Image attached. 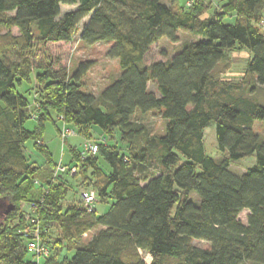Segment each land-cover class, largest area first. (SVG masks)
<instances>
[{"label":"trees","instance_id":"16d2710c","mask_svg":"<svg viewBox=\"0 0 264 264\" xmlns=\"http://www.w3.org/2000/svg\"><path fill=\"white\" fill-rule=\"evenodd\" d=\"M186 1L177 10V0H0V264H148L147 255L149 264H264V138L254 129L264 124L257 99L264 88V0H219L211 17L210 2ZM61 5L75 9L61 14ZM86 17L79 41L109 45L106 56L119 68L98 93L84 86L93 62L71 73L46 52L72 42ZM178 32L195 40L170 58L163 51L145 62L153 45L176 43ZM235 49L250 55L245 82L224 84L215 69ZM148 114L161 118L162 134L138 121ZM32 118L36 126L28 130ZM58 120L97 152L70 148L67 167L76 171L54 176L57 165L41 136L47 121ZM211 123L222 155L216 160L204 146ZM91 126L101 140H91ZM28 143L41 163L25 154ZM98 157L109 170L98 167ZM251 157V168L231 170ZM67 177L79 178V189L92 187L107 211L67 203ZM22 205H34L35 216L27 220ZM31 220L46 256L26 249L21 232Z\"/></svg>","mask_w":264,"mask_h":264},{"label":"rangeland","instance_id":"374dc122","mask_svg":"<svg viewBox=\"0 0 264 264\" xmlns=\"http://www.w3.org/2000/svg\"><path fill=\"white\" fill-rule=\"evenodd\" d=\"M170 0H160L163 4H169ZM210 2L212 7L210 12L206 14V17H211L214 13V9L218 8L219 0H206ZM187 3V2H186ZM183 0H177L175 3V8L182 7ZM75 9V6H68V5H61L60 12L61 14L71 11ZM219 11V10H218ZM264 19V14L262 16ZM88 20V17L84 18L78 25L77 32L75 31L72 42L66 44H58V45H49L46 47V52L49 53L53 60H60V63L64 66H68L71 73L77 68L78 64L83 61H91L93 62L92 68L88 71L86 77L84 78V86L87 90L98 93L101 89L105 88V86L110 82L112 78L118 75L119 68L118 63L114 59H110L106 56V52L108 49L107 44H95L92 46L83 44L79 41V34L81 31V27L83 23ZM225 23H232L231 17H226L223 20ZM178 41L176 43H172L169 40L163 38L159 40L153 47L151 48V52L146 58V63H150L151 61L161 59V55L163 51L166 52L167 56L170 58L175 52L180 49L181 43L185 41H194L195 38L190 34L184 32H178ZM250 55L244 51L235 49L233 51L226 52L224 59L217 65L215 69L214 75L218 78L220 82L224 84H244L245 78V67L246 63L248 62ZM35 73L32 74V79ZM153 89V87H150ZM21 89L25 90L28 89L26 85H22ZM21 90V91H23ZM257 99L260 102H264V88L257 89ZM27 97L29 96V92L26 93ZM138 121H142L145 127L149 130L150 134L156 136L162 134L163 129V121L155 114H148L145 115L143 118H140ZM36 126V121L32 118L28 120L25 124V128L28 130H33ZM65 124L58 120L55 124L47 121L45 123L43 133H42V144L47 147V150L50 155V159L53 164L60 165L62 167L70 166V148L77 149L78 152L83 151V145L86 142V138H84L80 133H78L77 129L72 126L68 125L67 128L74 130L75 134L67 137L65 140L60 138V131L58 132L57 129H61ZM255 131L264 138V124L256 122L254 125ZM89 135L92 141H99L102 139L103 133L102 131L96 127L91 126L89 128ZM204 146L205 151L208 156L213 159H219L222 155L219 154L216 150V140H215V127L214 124L211 123L207 126L204 130ZM116 140L119 141L118 135L115 136ZM25 154L30 157L33 161H37L41 163L43 161V155L36 151L32 150L31 143L26 145ZM61 159V160H60ZM255 158L251 157L246 160L240 161L237 164H234L231 167V170L235 173H243L246 169L251 168L254 165ZM98 167L102 170L106 171L109 170L108 165L98 157ZM55 172V171H54ZM67 180L70 185V189L68 190L66 202L67 203H74L77 204L78 202L81 203L80 199V192L85 191L86 189L93 190V188L89 187H80L78 188L79 178H69ZM94 191V190H93ZM96 209L99 214L104 213L107 211L109 205L99 204L96 202ZM111 201L109 202V204ZM82 204V203H81ZM23 208L29 210V206L22 205ZM246 215L247 211H243L239 215V219L245 223L246 222ZM91 233L89 235H84V240L90 238ZM53 237L55 234L52 235ZM50 237L52 240L53 237ZM193 244L198 247H207V244L203 241H194ZM50 254L57 253V249L49 246ZM30 260V256L27 257ZM146 263L151 262V257L149 255L144 257ZM244 264H252V263H244Z\"/></svg>","mask_w":264,"mask_h":264},{"label":"built area","instance_id":"2783aa9c","mask_svg":"<svg viewBox=\"0 0 264 264\" xmlns=\"http://www.w3.org/2000/svg\"><path fill=\"white\" fill-rule=\"evenodd\" d=\"M187 2V3H186ZM185 2L186 6H189L192 2V0H187ZM260 25L262 26V28L264 29V23L261 22ZM75 132L74 130H71L70 128H67L66 126H63L60 129V138L62 140H65L67 137H70L72 135H74ZM83 154L88 153H96L97 152V145L93 142L90 141H86L84 144V149H83ZM76 170L74 167L68 168V167H62L60 164L57 165L55 172H54V176L57 174H61V173H74ZM80 199H81V203L82 206L86 209L87 212H91L94 210V205L97 202V197H96V193L93 190L90 189H86L85 191H81L80 192ZM22 207V210H24L25 208ZM35 206L34 205H29V210L25 209L24 211H22L25 216L26 219L29 220V218L31 216H35V212L33 211V208ZM33 221V220H31ZM34 224L32 226H27L24 230H22V235L23 237L26 239V249L28 251L29 254L34 255V257L39 258L42 256H46L47 255V250L42 246L41 241H40V227L39 224L36 221H33Z\"/></svg>","mask_w":264,"mask_h":264},{"label":"crops","instance_id":"0c3cea01","mask_svg":"<svg viewBox=\"0 0 264 264\" xmlns=\"http://www.w3.org/2000/svg\"><path fill=\"white\" fill-rule=\"evenodd\" d=\"M67 127V126H66ZM42 141V140H41ZM61 160V159H60ZM59 164H60V162H59Z\"/></svg>","mask_w":264,"mask_h":264}]
</instances>
